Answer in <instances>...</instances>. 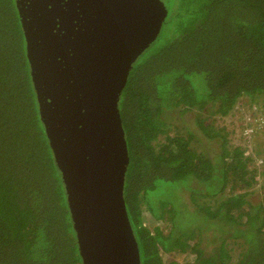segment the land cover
Instances as JSON below:
<instances>
[{
	"label": "trees",
	"instance_id": "16d2710c",
	"mask_svg": "<svg viewBox=\"0 0 264 264\" xmlns=\"http://www.w3.org/2000/svg\"><path fill=\"white\" fill-rule=\"evenodd\" d=\"M159 1L166 16L158 36L132 62L117 97L128 157L122 197L139 264H264V214L246 198L264 167L249 168L238 146L208 157L177 123L193 112L207 137L224 144V130L201 113L226 115L243 95L250 107L264 101V0ZM25 50L16 3L0 0V264H81ZM180 183L196 214L170 194ZM161 188L172 199L157 198ZM144 210L150 222L167 219L166 232L145 224ZM211 224L244 234L236 258L220 236L214 254H203L200 233ZM170 251L194 259L165 262Z\"/></svg>",
	"mask_w": 264,
	"mask_h": 264
},
{
	"label": "water",
	"instance_id": "95a60500",
	"mask_svg": "<svg viewBox=\"0 0 264 264\" xmlns=\"http://www.w3.org/2000/svg\"><path fill=\"white\" fill-rule=\"evenodd\" d=\"M79 2L80 26L72 34L65 26L53 41L45 39L46 6L37 5L41 19L28 28L18 9L39 119L81 264H139L122 197L128 157L117 97L132 62L158 36L166 8L159 0Z\"/></svg>",
	"mask_w": 264,
	"mask_h": 264
},
{
	"label": "rangeland",
	"instance_id": "374dc122",
	"mask_svg": "<svg viewBox=\"0 0 264 264\" xmlns=\"http://www.w3.org/2000/svg\"><path fill=\"white\" fill-rule=\"evenodd\" d=\"M257 100L259 104L255 105L256 108L250 107L248 97L243 95L238 99L233 109L226 115L220 116L214 114L211 117H207L205 112L201 113V118H203L205 123H212L211 125L213 127H221L224 130V133H226V141L224 144H222L221 138L218 136L212 138L207 137L198 126L193 112H184L178 117L177 123L182 128L180 130L185 132L189 131L193 134V142L190 144L195 145L197 150L202 151L208 157L217 159L219 153L222 151L223 145L228 149L238 146L249 153V157L252 159L248 167H256L258 170H261L264 167V101L262 98H258ZM258 113L261 114L259 115ZM168 115L172 118L177 117V109H171L168 111ZM256 178V183L248 188L251 190L246 198L253 207L258 206L262 209V212H260L262 215L264 214V175L258 174ZM188 184L189 186H197L195 182H190ZM162 190L163 188L156 191L155 196L157 198L172 199L170 196H165V193H168L167 189L164 191ZM242 191H244V189L238 192ZM224 192H227V189H225ZM170 194H173V197L177 198L176 202L179 208H183L186 212L187 210L188 212L194 211L196 214L194 204H192L189 199L190 193L187 185L185 186L183 183H180L176 190L172 189L170 191ZM201 199L205 201L204 198H200L198 202L201 201ZM210 202L212 203V201ZM188 216L187 213H184L180 216V220L186 221ZM199 219L200 218L197 220ZM143 222L149 227H152V225H159L163 232H166L165 228L168 227L167 219H162L158 222L148 221L145 210L143 211ZM193 222L197 224L196 220ZM191 226L192 223L187 227L189 228ZM173 234L177 233L174 232ZM240 235L244 234L230 226H220L219 224L207 225L200 233L201 240L199 246L202 248L204 255H212L216 251L219 236L223 237L227 242L226 246L228 248L231 247L230 253L233 259L236 258L240 250L238 246L239 241H241V238H239ZM260 235L264 238V233ZM162 258L165 262L175 260L180 263H187L193 261L194 255L190 252L178 253L176 251H170L162 253Z\"/></svg>",
	"mask_w": 264,
	"mask_h": 264
},
{
	"label": "flooded vegetation",
	"instance_id": "af4514ba",
	"mask_svg": "<svg viewBox=\"0 0 264 264\" xmlns=\"http://www.w3.org/2000/svg\"><path fill=\"white\" fill-rule=\"evenodd\" d=\"M14 1L16 3L17 11L19 9L22 12L23 16L21 18H23L24 21L27 23L26 26L27 28L29 27V24H33L32 22L41 19L40 12L43 7L37 5L41 4L42 6L47 7L45 16L49 19L50 23L48 24V30H45L46 31L45 39L53 41V39L56 38L55 36L61 35L65 31V26L67 27V30H70L69 31L70 34H72L80 26L79 22L75 18L78 9L81 8L79 0H14ZM63 15L69 17L65 19ZM18 16L20 19L19 11H18ZM78 17H80V14L78 15ZM34 30L36 29L34 28ZM22 32L26 46V38L24 36L23 29ZM37 34L38 33L32 34V40ZM39 41H40L39 38L34 40V42L37 43ZM55 59H56L55 61H57V58ZM58 59L61 62H64L60 58Z\"/></svg>",
	"mask_w": 264,
	"mask_h": 264
}]
</instances>
